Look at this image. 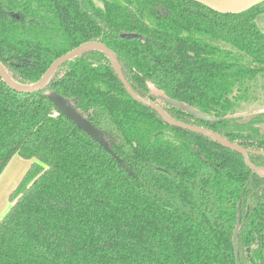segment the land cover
Masks as SVG:
<instances>
[{
  "label": "trees",
  "instance_id": "16d2710c",
  "mask_svg": "<svg viewBox=\"0 0 264 264\" xmlns=\"http://www.w3.org/2000/svg\"><path fill=\"white\" fill-rule=\"evenodd\" d=\"M101 2L0 0L11 81L31 86L66 53L102 43L137 94L240 146L247 163L137 102L99 50L31 94L0 77V176L15 156L33 160L0 219V264H264V112L234 111L264 78V0L238 13L197 0ZM53 93L118 162L57 111Z\"/></svg>",
  "mask_w": 264,
  "mask_h": 264
},
{
  "label": "water",
  "instance_id": "95a60500",
  "mask_svg": "<svg viewBox=\"0 0 264 264\" xmlns=\"http://www.w3.org/2000/svg\"><path fill=\"white\" fill-rule=\"evenodd\" d=\"M126 38H131V36H124ZM87 50H99L100 52L104 53L109 61L110 64L113 68V70L116 72V75L118 77V79L120 80L122 86H124V89L126 90V92L132 97L134 98L137 102L141 103L142 105L146 106V107H150L151 109H153L156 113H158V115L166 122H168L170 125L179 128V129H185L188 130L190 132L193 133H198V134H203L209 138H211L214 142H218L220 145L224 146L227 149L230 150H235L236 152H238L239 154H241L244 157L245 162L247 163V151L244 150L243 148H241L240 146L236 145V144H231L230 142H228L227 140H225L224 138H222L221 136H219L218 134L212 133L209 130H206L204 128L201 127H194L185 123H180L172 118H169L167 115L164 114V112L161 110V108L156 105L155 103L151 102V101H147L146 99H144L143 97H141L139 94H137L133 88H131L128 83L126 82L121 69H119L118 67V63H117V59L116 56L102 43H84L82 44V46L68 52L65 54V56L57 59L50 67L49 69L46 71L47 73L36 83H34L31 86H23V85H16L14 84L11 79L9 78V76L7 75V73H5V71L3 70L1 64H0V77L3 80V82L7 85L8 88L14 90V91H18V92H22V93H26V94H31L34 93L36 91H39L42 89V87L50 80V77L52 76V74L55 72L54 70L62 65L63 63H65L68 60H71L73 58L78 57L79 55L82 54V52L87 51ZM50 100L51 102L55 105L57 111L59 113H61L64 117L68 118L69 120H71L81 131L85 132L88 136H90L100 147H102L106 152H108L114 159H116V161L118 162L119 159L114 155L113 152H111L109 145L107 144L102 132H100L97 128H95L88 120L83 119L77 112L76 110L71 106V104H69L68 102H66L61 96H59L56 93H53L50 95ZM203 117H205L204 115H202ZM206 119H208L207 117H205ZM238 227V222H237V226L235 228V233H234V238L233 240L235 241V237H236V229Z\"/></svg>",
  "mask_w": 264,
  "mask_h": 264
},
{
  "label": "rangeland",
  "instance_id": "374dc122",
  "mask_svg": "<svg viewBox=\"0 0 264 264\" xmlns=\"http://www.w3.org/2000/svg\"><path fill=\"white\" fill-rule=\"evenodd\" d=\"M101 1L102 0H94L95 4H98L99 6L103 5ZM217 46H219L223 50H233L224 44H217ZM233 52H235V50H233ZM248 86V92L245 94L247 100L238 102V105H236V108L234 110L236 116L245 119H248L249 116L253 114L264 112V78L258 76L255 81L248 82ZM241 95L243 94L241 93ZM29 167L30 166H28V162L26 159H23L20 156H16L10 161V163H8L6 169L4 168V179L0 183V209L5 206L4 214L9 211V209L13 205V201H11L10 196L15 191H17V189H19L18 187L20 186V183L22 182V179L27 173ZM6 192L9 193L8 204ZM2 217H4V215H2Z\"/></svg>",
  "mask_w": 264,
  "mask_h": 264
},
{
  "label": "crops",
  "instance_id": "0c3cea01",
  "mask_svg": "<svg viewBox=\"0 0 264 264\" xmlns=\"http://www.w3.org/2000/svg\"><path fill=\"white\" fill-rule=\"evenodd\" d=\"M197 1H200V2L204 3L205 5H207L208 7L213 8V9H215L219 12H223V13L242 12V11H245V9H247V8L257 4V3L262 2V0H197ZM256 25H257V28L259 29V31L264 33V12L261 15H259V17L257 18ZM27 162H28V166H30L33 163V160H27ZM5 169H6V167H5ZM4 170H3L2 175L0 176V183L4 179V174H5ZM11 190H12V187H11ZM8 196H9V193L6 192L7 204L9 201ZM4 207L2 209H0V218L2 217V215H4V211H5Z\"/></svg>",
  "mask_w": 264,
  "mask_h": 264
}]
</instances>
